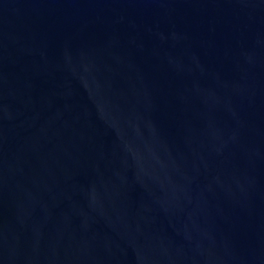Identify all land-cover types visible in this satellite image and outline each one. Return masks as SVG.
Returning a JSON list of instances; mask_svg holds the SVG:
<instances>
[{"label":"water","instance_id":"95a60500","mask_svg":"<svg viewBox=\"0 0 264 264\" xmlns=\"http://www.w3.org/2000/svg\"><path fill=\"white\" fill-rule=\"evenodd\" d=\"M0 264H264V0H0Z\"/></svg>","mask_w":264,"mask_h":264}]
</instances>
